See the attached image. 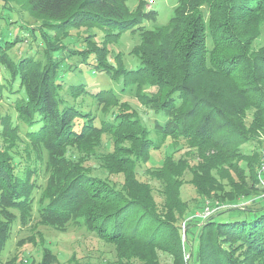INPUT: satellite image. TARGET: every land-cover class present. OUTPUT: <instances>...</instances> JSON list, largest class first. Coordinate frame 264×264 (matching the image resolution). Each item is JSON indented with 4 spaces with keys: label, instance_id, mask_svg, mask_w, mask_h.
<instances>
[{
    "label": "trees",
    "instance_id": "16d2710c",
    "mask_svg": "<svg viewBox=\"0 0 264 264\" xmlns=\"http://www.w3.org/2000/svg\"><path fill=\"white\" fill-rule=\"evenodd\" d=\"M129 1L0 0V99L14 111L0 114V256L13 221L37 202L42 223L83 224L112 243L115 264H264V0H178L153 27L156 11ZM22 11L40 26L10 18ZM79 27L93 29L87 48L70 49L64 38ZM125 33L140 35L132 66L108 46ZM38 34L42 50H24ZM75 55L121 86L70 81ZM132 88L163 116L154 128L123 98ZM167 140L161 163L146 167ZM186 184L196 194L184 197ZM217 202L225 206L200 218ZM55 259L43 246L39 264Z\"/></svg>",
    "mask_w": 264,
    "mask_h": 264
},
{
    "label": "rangeland",
    "instance_id": "374dc122",
    "mask_svg": "<svg viewBox=\"0 0 264 264\" xmlns=\"http://www.w3.org/2000/svg\"><path fill=\"white\" fill-rule=\"evenodd\" d=\"M145 1L147 10L156 11L152 14V17L146 21L149 27L166 24L171 16L174 15L175 8L178 5V0ZM138 2L139 0H130V7L134 9L137 7ZM22 13V16L19 18L14 14L10 16V18L12 17V20L17 21L16 23L18 24L27 23L36 27L40 26L41 21H37L32 16H29L27 12L22 11ZM6 23L7 22L5 21L0 22L1 26L4 27L3 29L8 27L5 25ZM14 31L16 30L14 29ZM20 31L22 35L25 34V30L22 29ZM96 31V40L100 42L102 36L105 34V30L97 27ZM89 32H93V29H85V27H79L78 29L73 28L70 31V35L64 38V43L70 47V49H75V47L87 48V44L82 42L81 38L85 33ZM24 38L25 40L22 42L24 50L28 48L33 49L34 51L42 50L44 43L42 36L40 38L38 34L36 40H34L31 36ZM139 40L140 35L138 33H125L118 40L109 41L108 46L114 51H123L122 56L124 61H126L128 66H132L134 59L128 52L134 44L139 42ZM31 41L34 43H31ZM263 42L264 35L256 41V44L259 45ZM30 43L32 48L29 47ZM37 47L40 49H37ZM72 58L74 63L76 62L80 64V67L78 70H74L73 76H70V81L72 79L77 82L79 79V81L86 82L93 91H98L101 88H119V86H121V80L112 79L106 71L94 70L92 66L84 62L81 63L80 58L77 55L72 56L70 59L72 60ZM138 62L139 61L136 60V63ZM1 72L2 67L0 66V83L3 81L1 78ZM122 96L124 99L129 100V102H131L138 109V111H140L151 128L155 127L156 117L163 120V116L161 114L154 115L153 111L146 109V107L139 102L135 95L134 88L128 90L125 94L123 93ZM86 101L87 103H90L91 99L87 98ZM7 113H14V111L11 109L6 100L0 99V114ZM152 134L156 138L159 137L153 130ZM260 137L264 139V134ZM1 140L2 138H0V141ZM169 142L170 140H167V142H164L160 148L152 150L151 162H148L146 167L150 165H159L161 163L165 153L171 150V148L166 147ZM33 146V143H28L29 148H32ZM24 147L25 144L21 143L18 148V153L19 155H23L25 157L27 151ZM263 150L264 146H262V153ZM32 154L34 156V154H36V150H33ZM45 156H48L47 152L45 153ZM262 175L264 177V174ZM48 176L49 171L46 167V162H43L38 174V180L41 182L42 186L37 192L38 197L41 195V190L45 187ZM192 194H196L195 187L193 185L186 184L184 197ZM37 207L38 204L36 202L33 213L30 217L17 216V218L13 221L7 244L0 256V264H28L24 261L21 262L22 257L30 258V264H39L42 257L43 246L49 247L56 255L57 259L53 260V264H115L113 261L116 258V249L112 243L98 238L96 235L87 230L83 224H71L66 229H61L47 223H42L38 216ZM188 257V255L185 256L186 260ZM164 262L173 264L167 257H164Z\"/></svg>",
    "mask_w": 264,
    "mask_h": 264
},
{
    "label": "built area",
    "instance_id": "2783aa9c",
    "mask_svg": "<svg viewBox=\"0 0 264 264\" xmlns=\"http://www.w3.org/2000/svg\"><path fill=\"white\" fill-rule=\"evenodd\" d=\"M264 174V150H263V160L261 163V167H260V175ZM262 183L264 186V181L262 179ZM225 205H220L218 202L216 204H208L206 205L201 211H199L197 214L200 216V218L202 219H206L207 217H209L211 214H213L216 210L222 209ZM23 261L25 263H30V260L28 258L23 259Z\"/></svg>",
    "mask_w": 264,
    "mask_h": 264
}]
</instances>
